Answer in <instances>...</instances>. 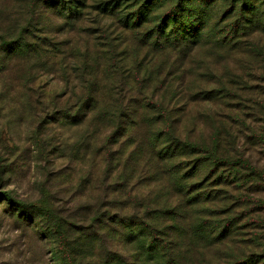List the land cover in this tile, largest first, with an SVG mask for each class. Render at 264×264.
<instances>
[{"label": "trees", "instance_id": "obj_1", "mask_svg": "<svg viewBox=\"0 0 264 264\" xmlns=\"http://www.w3.org/2000/svg\"><path fill=\"white\" fill-rule=\"evenodd\" d=\"M3 3L0 100L92 150L61 264H264V0Z\"/></svg>", "mask_w": 264, "mask_h": 264}, {"label": "rangeland", "instance_id": "obj_2", "mask_svg": "<svg viewBox=\"0 0 264 264\" xmlns=\"http://www.w3.org/2000/svg\"><path fill=\"white\" fill-rule=\"evenodd\" d=\"M14 98L0 100V264H61L65 236L75 242L94 225L92 150L84 129Z\"/></svg>", "mask_w": 264, "mask_h": 264}]
</instances>
